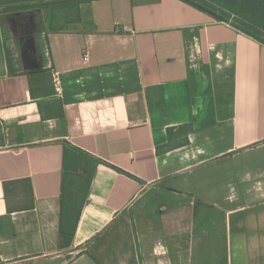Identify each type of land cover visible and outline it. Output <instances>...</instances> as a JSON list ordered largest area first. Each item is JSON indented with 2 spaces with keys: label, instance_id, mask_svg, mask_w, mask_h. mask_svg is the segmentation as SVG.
<instances>
[{
  "label": "crops",
  "instance_id": "obj_1",
  "mask_svg": "<svg viewBox=\"0 0 264 264\" xmlns=\"http://www.w3.org/2000/svg\"><path fill=\"white\" fill-rule=\"evenodd\" d=\"M25 4L0 10V264H264V44L183 0Z\"/></svg>",
  "mask_w": 264,
  "mask_h": 264
},
{
  "label": "trees",
  "instance_id": "obj_2",
  "mask_svg": "<svg viewBox=\"0 0 264 264\" xmlns=\"http://www.w3.org/2000/svg\"><path fill=\"white\" fill-rule=\"evenodd\" d=\"M3 1L5 2L4 4L1 3ZM32 1L34 0H0V8L3 6L24 5ZM183 1L211 15L216 21L230 23L235 29L264 44V38H262L261 35V32H264V0H210L228 11L239 14L243 18L233 21L228 15L225 13H218L208 4L198 3L194 0Z\"/></svg>",
  "mask_w": 264,
  "mask_h": 264
},
{
  "label": "rangeland",
  "instance_id": "obj_3",
  "mask_svg": "<svg viewBox=\"0 0 264 264\" xmlns=\"http://www.w3.org/2000/svg\"><path fill=\"white\" fill-rule=\"evenodd\" d=\"M194 1H196V2H198V3H205V4H208L209 6H212L218 13H225L226 15H228V17L233 21V20H237V19H239V20H241V19H243L239 14H237V13H234V12H231V11H228V10H226V9H224V8H222V7H220L218 4H216V3H214V2H212V1H210V0H194ZM2 4H4L5 2L3 1V2H1ZM27 6H29V4H24V5H16L15 7H17L18 9H20V8H23V7H27ZM5 7V8H4ZM11 7H13V6H11ZM10 6H3V7H1L0 8V10L1 11H4V9H9V8H11ZM262 34V38H264V32H261Z\"/></svg>",
  "mask_w": 264,
  "mask_h": 264
},
{
  "label": "built area",
  "instance_id": "obj_4",
  "mask_svg": "<svg viewBox=\"0 0 264 264\" xmlns=\"http://www.w3.org/2000/svg\"><path fill=\"white\" fill-rule=\"evenodd\" d=\"M83 61H84V62L87 61V57H86V56L83 57Z\"/></svg>",
  "mask_w": 264,
  "mask_h": 264
}]
</instances>
